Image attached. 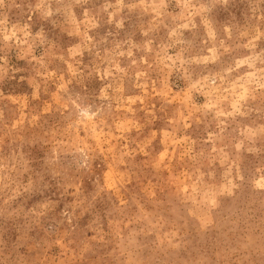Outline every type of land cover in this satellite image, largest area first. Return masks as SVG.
<instances>
[{"label": "rangeland", "instance_id": "1", "mask_svg": "<svg viewBox=\"0 0 264 264\" xmlns=\"http://www.w3.org/2000/svg\"><path fill=\"white\" fill-rule=\"evenodd\" d=\"M0 264H264V0H0Z\"/></svg>", "mask_w": 264, "mask_h": 264}]
</instances>
